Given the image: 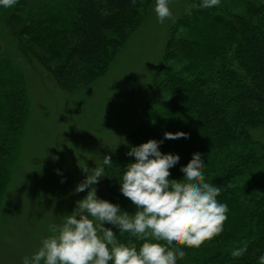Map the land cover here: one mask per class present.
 <instances>
[{
	"label": "trees",
	"instance_id": "obj_1",
	"mask_svg": "<svg viewBox=\"0 0 264 264\" xmlns=\"http://www.w3.org/2000/svg\"><path fill=\"white\" fill-rule=\"evenodd\" d=\"M58 2L17 0L12 11L0 7V23L30 63L71 92L108 74L152 0ZM200 4L190 0V11L172 29L140 125L111 156L113 166H103L104 188L109 202L134 213L118 181L126 165L135 162L127 155L132 147L163 141L162 153L180 157L170 169L172 179L180 175L178 166L200 153L209 183L222 188L217 199L229 209L222 234L203 245L224 241L232 246L184 248L186 256L177 264H259L264 256V139L254 134L264 133V0L247 1L243 11L224 3ZM13 66L0 41V215L18 169L14 159L29 107L26 78ZM166 132H184L188 138L165 139ZM105 226L121 242L131 239L139 246L128 233ZM243 246L244 255L233 258L231 250Z\"/></svg>",
	"mask_w": 264,
	"mask_h": 264
},
{
	"label": "rangeland",
	"instance_id": "obj_2",
	"mask_svg": "<svg viewBox=\"0 0 264 264\" xmlns=\"http://www.w3.org/2000/svg\"><path fill=\"white\" fill-rule=\"evenodd\" d=\"M247 1L221 3L243 11ZM154 6L152 0L140 28L116 56L108 74L71 92L59 88L52 74L38 63H30L0 23L2 53L26 78L29 94L14 159L18 169L13 172L0 215V264H22L25 256L35 252L41 239L50 234L49 226L59 224L63 215L75 209L76 201L86 196L87 190L74 192L85 179L83 169L104 166L103 157L112 156L140 125L172 29L188 13L190 0H170L173 16L164 23L158 22ZM0 7L12 11L16 4ZM254 137L263 140L264 133ZM180 169L178 179L184 176ZM95 187L97 196L107 200L104 177ZM225 246L232 244L215 242L200 249Z\"/></svg>",
	"mask_w": 264,
	"mask_h": 264
},
{
	"label": "clouds",
	"instance_id": "obj_3",
	"mask_svg": "<svg viewBox=\"0 0 264 264\" xmlns=\"http://www.w3.org/2000/svg\"><path fill=\"white\" fill-rule=\"evenodd\" d=\"M17 0H0V6L13 7ZM133 5L136 0H131ZM221 0H201L200 7H219ZM154 11L159 23L173 16L170 0H155ZM190 11V9H189ZM165 139L188 138L184 132H166ZM163 141L150 139L132 147L127 155L135 158L121 171L122 195L135 207L134 213L123 211L118 204L97 196L96 185L105 176L103 166L83 169L86 176L74 189L86 196L76 201L75 209L63 215L59 224L49 226V235L22 264H177L186 256L184 248H200L221 235L229 211L217 198L220 186L206 182L205 163L200 153L182 166L181 179H172L170 169L179 155L162 153ZM103 165L113 166L111 155ZM63 182V181H62ZM112 225L131 239L121 242ZM247 247L231 250L233 258L241 257ZM259 264H264V256Z\"/></svg>",
	"mask_w": 264,
	"mask_h": 264
}]
</instances>
